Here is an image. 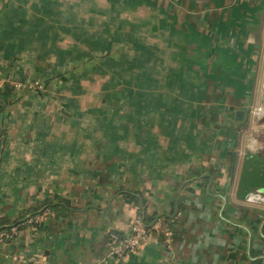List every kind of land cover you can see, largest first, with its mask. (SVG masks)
Returning <instances> with one entry per match:
<instances>
[{
	"label": "crops",
	"instance_id": "crops-1",
	"mask_svg": "<svg viewBox=\"0 0 264 264\" xmlns=\"http://www.w3.org/2000/svg\"><path fill=\"white\" fill-rule=\"evenodd\" d=\"M254 102L264 0H0V264H264Z\"/></svg>",
	"mask_w": 264,
	"mask_h": 264
},
{
	"label": "built area",
	"instance_id": "built-area-1",
	"mask_svg": "<svg viewBox=\"0 0 264 264\" xmlns=\"http://www.w3.org/2000/svg\"><path fill=\"white\" fill-rule=\"evenodd\" d=\"M38 85V84H36ZM30 86V88H36L37 86ZM259 115L264 117V112L260 111ZM136 212V215L133 218L131 231L126 237H118L115 234L110 235L109 241V253L108 258H123L126 255L133 253L139 250L144 241L146 240L148 234L158 229L156 224H152L150 226L145 225L143 218L141 216V212L139 209ZM40 215H35L32 218H29L25 223L34 226L40 222ZM17 227H11L10 230L0 232V244L3 241L9 240L12 235L15 234ZM170 236L169 233L166 234V238L168 239ZM166 239V244H168V240ZM27 264H48L47 261L40 257L32 258ZM173 264H179L178 262H174Z\"/></svg>",
	"mask_w": 264,
	"mask_h": 264
},
{
	"label": "rangeland",
	"instance_id": "rangeland-1",
	"mask_svg": "<svg viewBox=\"0 0 264 264\" xmlns=\"http://www.w3.org/2000/svg\"><path fill=\"white\" fill-rule=\"evenodd\" d=\"M117 43H122L121 41L116 40ZM115 43V42H114ZM116 43V44H117ZM123 57L124 56H119ZM139 58H142L143 55H139ZM128 58V57H125ZM131 58V57H130ZM264 105V104H263ZM261 103L254 102L251 106V109L249 110V117L245 124H242V127L245 128V132L242 131V133L239 136V145H242L244 142L249 147H257L260 149L264 148V137L262 139V135H264V117L259 115V112H264V108H261ZM264 107V106H263ZM95 110L97 109V104L95 102Z\"/></svg>",
	"mask_w": 264,
	"mask_h": 264
},
{
	"label": "trees",
	"instance_id": "trees-1",
	"mask_svg": "<svg viewBox=\"0 0 264 264\" xmlns=\"http://www.w3.org/2000/svg\"><path fill=\"white\" fill-rule=\"evenodd\" d=\"M263 137H264V135H262V139H263ZM262 154H264V148L262 149V151H261V153H260V156L262 155ZM263 156V155H262ZM134 199V198H133ZM37 215V214H36ZM35 215H33L32 217H34ZM141 216H142V218H143V221H144V223H145V225H147V226H150L152 223H153V221H154V219L153 218H149V217H147L146 215H143L142 213H141ZM32 217H30V218H32ZM26 222V221H25ZM19 226V224H17L16 226H14V227H18ZM10 230V228H7V229H4V230H0V232H2V231H9ZM123 238V237H122Z\"/></svg>",
	"mask_w": 264,
	"mask_h": 264
}]
</instances>
